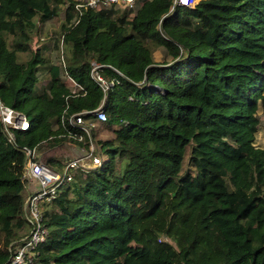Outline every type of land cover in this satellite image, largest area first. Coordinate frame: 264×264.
<instances>
[{
  "label": "trees",
  "instance_id": "1",
  "mask_svg": "<svg viewBox=\"0 0 264 264\" xmlns=\"http://www.w3.org/2000/svg\"><path fill=\"white\" fill-rule=\"evenodd\" d=\"M73 1L0 0V100L30 125L12 142L0 122V264L30 229L23 148L41 158L62 140L93 142L100 162L43 205L47 234L28 264H264V0L81 14ZM52 19L64 65L35 44ZM78 115L107 136L72 126Z\"/></svg>",
  "mask_w": 264,
  "mask_h": 264
},
{
  "label": "built area",
  "instance_id": "2",
  "mask_svg": "<svg viewBox=\"0 0 264 264\" xmlns=\"http://www.w3.org/2000/svg\"><path fill=\"white\" fill-rule=\"evenodd\" d=\"M143 0H74L73 7L74 10L81 14L85 9H127V10H136ZM198 0H173V4L170 7L171 11L174 6H189L193 7ZM58 63L64 65L63 56H58ZM99 65H95L92 69V76L95 80L99 81L102 88L106 90L110 85V82L107 83L106 80L102 78L95 70ZM66 78V76H65ZM69 83L73 88V93L81 87L74 82L70 77ZM104 83V84H103ZM84 113V112H82ZM93 118L98 121L105 122L106 114L101 109L97 108L93 110ZM81 114V113H80ZM88 120H84L80 115L75 119L70 118V124L75 127H80L87 136H90ZM0 122L2 124L3 130L6 133L9 141H14V131L15 130H27L29 128V121L26 119L25 115L8 105H5L0 100ZM70 137H73L70 135ZM78 139L81 141L82 136H79ZM26 155V186L29 191V196L27 203L25 205L26 211L24 217L27 223L30 226L29 232L26 236L20 239L14 246L10 244L12 254L9 258L7 264H28L31 260V257L34 254V248L40 244L46 234L47 229L42 223V208L45 203L50 202L55 195L59 187L65 183H70L73 179L72 173L84 167H96L100 159L93 154V144L90 143L88 149L84 151V148L76 149L75 157H71L62 162L63 169L58 170L48 164H45L41 161V158L38 156L36 150L23 148ZM88 162H84V160ZM88 163L89 165H86Z\"/></svg>",
  "mask_w": 264,
  "mask_h": 264
},
{
  "label": "rangeland",
  "instance_id": "3",
  "mask_svg": "<svg viewBox=\"0 0 264 264\" xmlns=\"http://www.w3.org/2000/svg\"><path fill=\"white\" fill-rule=\"evenodd\" d=\"M60 19H63V12L60 13V15H59V20ZM58 30H59V22L58 21H55L54 19L47 20V21L39 24V31L37 32V35L34 39V40H36L35 44H38V45L43 44L47 48V50L45 51L44 54L49 59L50 64H58V62H59L58 61V52L53 45L54 40L57 37ZM154 58L156 61H160L163 59V54H162L161 49L157 48L154 51ZM19 59L25 60L26 55L23 53L22 55L19 56ZM39 78L40 79H39V83H38V86H39L38 88L46 86V84L48 82L47 72L43 71L42 73H40ZM64 80L68 84L71 85V83H69V81H68L69 78L67 76H66V78H64ZM262 94L264 95V91L262 92ZM257 114L259 117V126H258L257 131L255 132L254 144H255V146H258V147H264V104L262 105L261 101L258 102ZM91 120H92V118H90V119H88V121H86V122H88V125L92 122ZM89 126H91V129L93 130L95 140H98L104 136H107L104 132L101 131V129L96 128V126L93 123ZM89 144H90V142L87 143V145L84 142L83 145H79V144H76L75 142H66V141L62 140L61 144L57 145L56 147L46 149L41 156V161L43 163H46V162H48L47 160L49 158H52L54 161L59 160L62 163L63 161H65L71 157H75L76 153L74 151L76 149L79 150L80 148L83 147L84 151L87 150ZM84 162L89 163V160L87 161V159H86V160H84ZM88 163H86V165H89ZM57 166H58V168H57L58 170L63 169L62 168L63 164H61V165L57 164ZM66 184L67 183H65L63 185V187L66 186Z\"/></svg>",
  "mask_w": 264,
  "mask_h": 264
},
{
  "label": "crops",
  "instance_id": "4",
  "mask_svg": "<svg viewBox=\"0 0 264 264\" xmlns=\"http://www.w3.org/2000/svg\"><path fill=\"white\" fill-rule=\"evenodd\" d=\"M28 190V189H27ZM29 192V191H28Z\"/></svg>",
  "mask_w": 264,
  "mask_h": 264
}]
</instances>
